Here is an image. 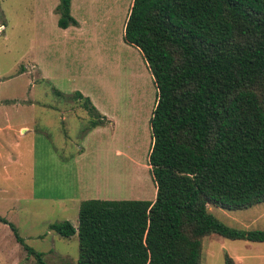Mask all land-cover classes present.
<instances>
[{"label":"trees","instance_id":"trees-1","mask_svg":"<svg viewBox=\"0 0 264 264\" xmlns=\"http://www.w3.org/2000/svg\"><path fill=\"white\" fill-rule=\"evenodd\" d=\"M55 12L60 29L79 26L71 0ZM124 42L158 92L148 159L156 200H86L77 226L50 230L78 236L77 264H202L212 235L264 243V231L233 229L209 211L264 204V0H134ZM72 97L90 115L87 132L112 124L90 98ZM225 264L236 262L226 254Z\"/></svg>","mask_w":264,"mask_h":264},{"label":"rangeland","instance_id":"rangeland-1","mask_svg":"<svg viewBox=\"0 0 264 264\" xmlns=\"http://www.w3.org/2000/svg\"><path fill=\"white\" fill-rule=\"evenodd\" d=\"M59 2L0 0V218L47 264H77L78 236L61 237L50 226L66 221L77 226L81 203L105 196L99 192L116 200H146L129 194L155 187L145 169L152 146L145 120L151 119L158 92L141 52L124 42L123 25L99 38L89 25L91 35L81 42L73 27H58ZM140 90L145 99L133 106L131 95L138 99ZM76 92L102 103L118 99L119 121L128 110L138 113L142 123L126 126L133 117L124 118L117 142L141 140L143 168L115 159L108 137L85 142L91 118L73 99ZM209 211L233 229L264 231V204ZM9 224L0 221V264H37ZM226 254L240 264H264V243L218 235L204 240L202 264H225Z\"/></svg>","mask_w":264,"mask_h":264},{"label":"crops","instance_id":"crops-1","mask_svg":"<svg viewBox=\"0 0 264 264\" xmlns=\"http://www.w3.org/2000/svg\"><path fill=\"white\" fill-rule=\"evenodd\" d=\"M134 0H71V13L73 17L78 21L79 26L73 27L74 32L73 36L76 39H79V41H85L88 40V37L91 35V33H88L87 27L93 26V32L98 37H102V35H109L111 32L109 30V27L115 26V25H123V31L122 36L124 37L125 33V26L128 21L132 6H133ZM2 29H4V25L1 26ZM70 29V28H69ZM99 38V37H98ZM145 62V61H144ZM146 68L148 69L147 63L145 62ZM150 72V70L148 69ZM151 73V72H150ZM152 81L154 82L153 76L151 74ZM142 94L138 96V99H135L131 95V100L129 103H131L133 106L135 105L134 101H143L145 99V94L143 93V90H140ZM85 97H88L91 99L93 105L98 109V111L105 117L108 118L109 121L112 122L111 125L106 127H97L87 133L84 140L85 142L89 140H92L94 138H101V137H108V146L109 149H112V154H114L115 159L126 162V165L130 163L133 166L136 167H142L141 161H140V154H141V147L142 143L141 140L140 144L138 141L136 143H131L129 140H121L117 142L118 134L120 133L121 129L123 128V124L126 126L130 125L132 122L136 121L137 123H142V118L138 116V113L135 112V110H128L127 113L124 115L122 121L120 119L118 114L116 113V106H118V99L113 101H102L97 98L90 96L87 93H82ZM137 109V108H136ZM154 110V109H153ZM127 117H133V119L127 121L126 123H123L124 118ZM152 117V116H151ZM123 123V124H122ZM150 126V121L147 118L145 120V127ZM149 131L151 132L150 128ZM24 132V130H23ZM139 144V145H138ZM81 154L82 157L85 152V148H81ZM135 151V154H134ZM139 155V159L137 158ZM137 156V157H136ZM125 160V161H124ZM128 161V162H127ZM123 165V164H122ZM124 167V166H123ZM127 169L130 167L127 166ZM134 168V167H132ZM145 169L150 172L149 166H145ZM138 179V176H137ZM144 180V179H143ZM137 181V180H136ZM99 195H105L102 197H98L96 199L99 200H108V201H115V197L112 195V193L106 191V192H99ZM114 194V193H113ZM116 194V193H115ZM132 197L135 198H141L146 199L143 201H151L154 202L156 200L157 196V187H153V190L150 188L144 191H140L137 193V191L133 188L130 194ZM234 260L236 264H240L239 259L234 257Z\"/></svg>","mask_w":264,"mask_h":264}]
</instances>
